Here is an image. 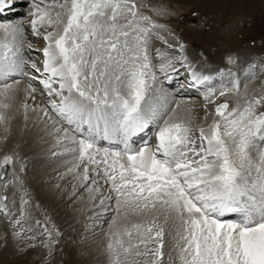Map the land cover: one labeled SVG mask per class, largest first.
<instances>
[{"label":"snow or ice","instance_id":"snow-or-ice-1","mask_svg":"<svg viewBox=\"0 0 264 264\" xmlns=\"http://www.w3.org/2000/svg\"><path fill=\"white\" fill-rule=\"evenodd\" d=\"M171 15L149 0H0V98L23 85L25 120L32 101L52 155L70 157L60 174L70 200L112 213L107 264H264V93L241 96L238 80L217 92L189 61ZM174 84L203 93V124L177 118L165 91ZM233 90L230 107L219 98ZM8 119L0 112L5 144ZM25 171L3 154L0 218L18 246L38 242L51 255L58 241L48 224L24 227Z\"/></svg>","mask_w":264,"mask_h":264},{"label":"rangeland","instance_id":"rangeland-1","mask_svg":"<svg viewBox=\"0 0 264 264\" xmlns=\"http://www.w3.org/2000/svg\"><path fill=\"white\" fill-rule=\"evenodd\" d=\"M49 2H53V0H49ZM149 2L163 3L164 5L168 6L170 12L172 13L168 22H175L178 25V28L175 30L176 37L179 38L181 42L184 39L193 41L199 48L202 49V51L206 54L208 61H210L211 63L225 64L223 62L224 60L232 63L234 54H238L239 56H241V54L247 55V53L251 51H264V0H149ZM188 20H192V24L186 23V21ZM240 58L243 57L241 56ZM243 61L244 60H242V62ZM237 64L239 63L236 62V65ZM208 66L212 67V64H208ZM233 69H235L234 71L236 73L239 70L235 65ZM245 71L242 74L238 75L230 73L227 74L222 86H230L232 81L238 80L240 82L239 93L241 96H243L245 92H247L249 96L264 93V82H261V87L253 86L255 85L254 79L246 75ZM151 96H153L152 93H150L148 97ZM225 97L230 99L236 98V100L239 98L236 95L235 90H233L232 94ZM0 99L2 100L3 98ZM6 100L8 99H3L2 102H5V104H7ZM35 102H37L38 105H42L37 100ZM240 103H243V99H240ZM200 111L201 107L199 106L197 109V113H199ZM2 113L6 117H8V115L6 114H9V111L5 109L2 110ZM6 124L7 127L8 125L10 126V122ZM192 125L194 128L197 127L196 124ZM0 126H4L5 128L4 124H0ZM34 129L32 131H34ZM38 133L39 134L35 137V139H38L34 142L39 145L41 139L38 136H40L41 133L40 131H38ZM2 138L3 137H1L0 140V159H2L3 154L6 152L13 155L19 154L16 156H18L20 160L22 159L21 163L26 169V171L22 174V178L25 185V191L27 192V199L29 201V204L26 205V207L29 208L31 215L24 224V227L27 228L29 225H31L34 231L39 233L42 230L35 227V221L37 219L42 223L46 222L47 224H54L59 228H62L61 221H65L67 222V224L69 223V226L67 227L68 230H66L67 234L64 232L61 235H53L52 238L55 241H58V243L55 244L51 255H48L47 249L40 246L38 242L37 247L35 248H26L24 245L20 244L18 248L15 249H11L8 244L4 245L3 243V245L0 246V258H2V260H11V264H107V256L105 251V246L109 239L107 233L100 232L98 234H95L96 237L98 235L101 236L96 239L97 241L91 240L93 238L92 236L95 235H91L92 233L90 232V234L85 233L86 235L82 236V224H77V221L79 220V216H77L78 214H76L74 217H71L70 219L67 217L69 211V203L59 202L58 205H56L54 208H48L44 204V201H41L38 198V194L34 191L36 189H34V187V190L32 189L31 182H34L35 179V176H33L32 168L35 165H30L28 160L30 158V155L28 156V153L26 155H23L22 152H20L23 151V149H20V151L17 150L18 153L14 152L17 148L15 145L16 139H10V143L8 144V146H3ZM33 140L34 137L31 138L29 142L32 143ZM26 146L29 147V144H26ZM31 149H33V147ZM59 161L60 164L66 162L65 159H59ZM35 164L37 165L40 163ZM20 166V164H17V169H19ZM40 166L42 168H50L44 167L43 164H40ZM11 172L12 168L9 172V176L11 175ZM46 172L47 174L41 175L40 177V181L42 183H45L43 187L47 189V192L46 194H44V196H51V194L53 196V194L56 195L58 192L66 194V188L70 189V191L73 190L71 183H66V179H62V181L60 180L59 176L61 173H63L60 170L57 169L54 171L52 169H48V171ZM62 182L63 184L60 185ZM20 195L21 193H17L15 196L16 207H19L21 203ZM12 200L13 196L11 194L8 201L10 207L12 206ZM71 202L72 203H70V205L73 206L82 205V207L77 208L83 209L84 207L85 212L89 211L92 208V202L89 200L80 199V201H78L77 199L74 201V203L73 201ZM59 208L60 212L55 213ZM76 211H78V209H76ZM102 218L103 216L95 217L94 220L96 222L98 220H101ZM132 219L135 220L136 218L132 217ZM70 220L75 224L73 222L71 223ZM108 220H111V217L110 219L107 218L103 221L105 227L108 226V224L105 222ZM122 223L128 224L129 221L125 220V222L122 221ZM71 224H73L74 226ZM7 227V233L12 236L11 228L8 225ZM76 231H80L81 233H77ZM90 236L92 238H90ZM85 237L89 241L84 243L83 239ZM44 238V236H39L38 241ZM8 240L10 241V238H8ZM15 241L17 243L16 245H18V241ZM21 247H24L25 250L21 251Z\"/></svg>","mask_w":264,"mask_h":264},{"label":"bare ground","instance_id":"bare-ground-1","mask_svg":"<svg viewBox=\"0 0 264 264\" xmlns=\"http://www.w3.org/2000/svg\"><path fill=\"white\" fill-rule=\"evenodd\" d=\"M14 16H15V14H11V15H9V19H12V18H14ZM186 52H187V55H188V57H190L192 60H196L197 58L198 59H200V57L195 53V52H193L192 51V49L190 48V47H187L186 48ZM243 57V56H242ZM204 59H206V58H204ZM242 60H243V58H240V60H238V61H236L237 63H239V64H237L238 65V69H240V64H241V67L244 65V61L242 62ZM200 61H201V66H208V64H211V62L210 61H208V59L207 60H203V59H200ZM232 70H235V69H232ZM237 70V69H236ZM21 87V91L20 92H18V93H15V94H13L12 95V97L11 98H9L8 100H6L7 101V104L8 105H10V107L8 108V109H6V110H8L9 111V114H6V115H8V118H10V119H8L7 120V122L6 123H8V122H10V126L8 125V128H9V132H8V139H7V143L5 144L4 142H3V146H8V144L10 143L9 142V140L10 139H16V147L18 148H16L15 150L16 151H14L15 153L17 152L18 153V151H20V149H23V151H20V152H22V154L23 155H26L27 153V155L29 156L30 155V158L28 159L29 160V163H30V165L32 164V165H35L33 168H32V170H33V176H35V179H34V182H31V186H32V189H33V187H34V189H36V190H34L37 194H38V198L41 200V201H44V204L48 207V208H54L56 205H58V203L59 202H66V203H69V207H68V209H69V211H68V218L70 219L71 217H74L76 214H78V215H80V217H82V215H84L83 214V212H84V207H83V209H80V208H77V207H82V205H79V206H73V205H70V203H72L71 201L72 200H70L69 199V197H70V195H71V192L73 191H70L69 193H66V194H62V192L61 193H57L56 195H54L53 194V196H52V194H51V196H44V194H46V192H47V189H45L43 186H44V184L45 183H42L41 181H40V177H41V175H45V174H47V172L46 171H48V168H42L41 166H40V164H42V163H40L38 160H37V158L35 157V154H34V152L36 151V149L38 148L37 147V143L36 142H34V141H36L37 139H35V137H36V135H38L39 133H38V131H39V129H38V125H37V122L35 121V118H34V116H33V113H32V111L31 110H29V108H28V111H27V115H28V119L27 120H25V118H24V109H23V105H24V103H25V97H24V93L22 92V89H23V87H22V85L20 86ZM250 87V86H249ZM252 89V88H251ZM36 97H37V101H39V103L40 104H42V101H41V99H40V94L39 93H36ZM152 97V96H151ZM5 100V99H4ZM2 101H3V99H2ZM5 103V102H4ZM28 104H29V106L32 104V101H28ZM19 106V107H18ZM202 108L204 107L203 105L201 106ZM2 110H5V109H2ZM13 111V112H12ZM8 113V112H7ZM37 126V127H36ZM1 127V126H0ZM35 128V129H34ZM37 128V129H36ZM34 129V131H32ZM1 131H0V140H1V137H4L5 136V128H4V126L3 127H1V129H0ZM36 130V131H35ZM34 137V140H33V142L32 143H30L29 141L31 140V138H33ZM38 137H40V136H38ZM41 141V140H40ZM2 143V142H1ZM15 143V142H14ZM26 144L28 145L29 144V147H27L26 146ZM33 147V149H31ZM18 150V151H17ZM29 151V152H28ZM21 155V154H20ZM27 156V157H28ZM26 157V158H27ZM22 160V159H21ZM34 161H38L40 164H35V162ZM63 164V163H62ZM62 164H60V166H62ZM44 166V165H43ZM45 167V166H44ZM53 170V169H52ZM28 180V179H27ZM65 180V179H64ZM67 182V184H69L70 182L68 181V180H66ZM44 182V181H43ZM65 183V184H66ZM35 184H36V186H35ZM63 184V182L60 184V185H62ZM34 185V186H33ZM64 186V185H63ZM65 189V188H64ZM58 191V190H57ZM52 192V191H51ZM33 193V192H32ZM47 197H49V198H47ZM73 203H74V201H73ZM92 206V205H91ZM88 208V207H87ZM67 209V208H66ZM76 209H78V211H76ZM58 212H60V208L58 209V211L57 212H55V213H58ZM77 215V216H78ZM66 217V218H67ZM71 221V220H70ZM73 221H74V219H73ZM73 221H71V223L73 222ZM124 222H125V220H123ZM69 222V221H68ZM74 223V222H73ZM61 226H62V228L63 229H65V232H66V230H68V224H67V222H65V221H61ZM75 224V223H74ZM71 225H73V224H71ZM74 226V225H73ZM77 227V226H76ZM81 227H82V225H81ZM85 228V227H84ZM79 229V228H78ZM72 230V229H71ZM80 232V231H79ZM81 232H82V236L84 235L83 234V231L81 230ZM80 232V233H81ZM90 234V233H89ZM88 234V235H89ZM86 235V234H85ZM81 236V237H82ZM93 237V238H92ZM90 236V238H92L91 240H96V239H98L99 237H101L100 235H98L97 237H96V235L95 236ZM88 238V237H87ZM90 240V241H91ZM82 241V240H81ZM97 241V240H96ZM83 242L85 243V242H87L86 240H85V238L83 239ZM81 244H83V243H81ZM73 257V256H72ZM12 263V261L11 260H7V259H5V260H2V258H0V264H11Z\"/></svg>","mask_w":264,"mask_h":264}]
</instances>
